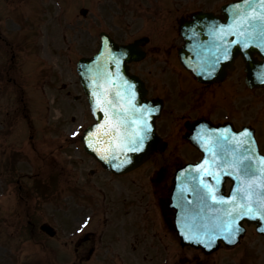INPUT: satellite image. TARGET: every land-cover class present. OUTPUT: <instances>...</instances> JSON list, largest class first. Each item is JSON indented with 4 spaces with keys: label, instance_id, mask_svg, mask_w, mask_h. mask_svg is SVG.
Wrapping results in <instances>:
<instances>
[{
    "label": "rangeland",
    "instance_id": "obj_1",
    "mask_svg": "<svg viewBox=\"0 0 264 264\" xmlns=\"http://www.w3.org/2000/svg\"><path fill=\"white\" fill-rule=\"evenodd\" d=\"M55 1L50 0L51 7L49 8L50 3L46 0H0V242L7 243L8 238L12 237L13 247L9 245L7 249L16 253L28 250V243L24 240L26 231L23 227L27 214H30L39 222L46 220V212L50 209V206L52 207L51 210L55 207V205H52L53 202L56 201L55 210L57 208L59 211H61L60 207L63 203L64 207L68 205L66 201L59 202L56 199L60 197L61 191L65 189L67 192L71 191L74 184L85 186L84 183L80 182V178H84L85 182L93 179L88 176L86 169H84L88 163L75 164L76 161L74 160L79 154L81 156L84 154L81 150V144L72 133L73 130L80 131L82 126L89 121V115L85 102L81 101L82 106L81 103L75 105L67 102L75 93V79H77L73 57L75 59L80 53H88L92 39L89 35H91V32L96 35L101 29L100 25L105 30H112L115 36H118L120 32L116 30L120 27L118 25L120 23L118 18L120 12L118 10H120L119 4L123 0H57V2H60L58 8L57 5L53 4ZM156 1L159 2L158 4L161 5L162 9L155 11V16L161 18V14L165 10L163 18L169 19V21L172 20L176 25L175 28H177L179 17L186 16L189 12L200 8L202 4V0H171L170 5L166 8L163 4L164 0H153L155 3ZM215 1L220 4L229 0ZM158 4H155L154 7ZM206 6V3L202 5V7ZM83 7L88 10L85 16L80 14ZM56 9L57 12L54 15ZM6 15H11L15 22H13V18H11L12 21L4 19ZM59 16V22L62 18L73 20L67 28L69 34L64 37H62V34H65V31L61 32V24L57 22ZM91 20L95 22L91 23ZM160 20H157L156 23ZM151 25L150 21L140 17L124 31V37L128 39L152 29L156 32L159 24L153 25V28H148ZM162 27L161 23L158 32L161 31ZM36 28H38L39 35L38 33L37 36L35 35L34 42L33 32ZM166 39L167 42H165ZM178 41L179 38L174 37V34L166 35L164 42L155 41V48L144 60L143 68L138 66L139 64L137 65V68L141 69L143 74L147 76L151 93L159 97L163 95L166 98L168 97L169 103L173 100H183L182 98L177 99L175 95H182V92H176V90L172 92L171 85L173 86L176 83L177 78H167L170 83L163 78L166 77L165 72L166 74H172L173 72L176 74L179 70L180 66L175 51L176 45L179 44ZM167 49H172V52L167 51ZM69 58L72 69L67 66ZM235 84L236 82H234ZM170 93L171 95H169ZM192 95L196 96L197 92H192ZM223 98L225 99L223 96L218 97L219 119H225L226 116L236 124H252L257 127V130L264 126V108L258 110L263 112L259 116L251 114L250 108H248L250 112L236 110V103L232 106V110L225 111L220 106H225L228 100H223ZM199 101L203 103L202 100ZM48 102L51 104L50 106ZM241 103L243 104H240V106L244 108L248 101L241 100ZM182 104L183 102H175L170 105L172 109H166L163 116L166 120L163 122L164 124L169 122L167 117L173 113V110L176 107L179 108ZM58 111H60L62 117ZM65 112L74 115L72 127H68V130L65 126L69 124V114L67 115ZM169 127L170 146L165 153L153 156L151 161L145 164L142 169L131 174V179L127 185H124L123 181L110 182V180H107V182L113 184H107L105 189L116 187V192L121 193L123 198L125 196L131 197L129 203L138 198L137 204H139V207H144L148 203L146 202L147 197L143 199L148 194L145 185L150 180L152 169L163 168V179L166 181L174 166L173 164L177 163L178 159H186L187 153L183 154L182 152L184 146L181 137L182 126L179 128L173 123ZM64 140L66 143H63ZM74 149L78 150L79 153ZM86 157L88 158V156ZM57 172L60 173L55 180ZM39 179L43 183H37ZM29 186L32 191H30L29 196H25L24 187ZM43 186L47 192L49 191L47 195L41 193ZM124 187L128 190L126 195H124ZM19 195L25 196V198L19 200ZM47 204L50 205L46 207ZM98 204H101V202ZM18 205H22L24 208L21 212L23 216L20 219L14 212ZM114 205V201L109 202L110 207H114ZM70 208L67 207L68 210ZM98 212L100 213L101 210ZM63 215L64 212L61 211L58 214L57 221H63L65 219ZM108 221L111 224L107 229L106 241L108 243L115 245L121 235L120 231L123 233L142 231L134 242L138 245L150 243L149 231L144 224L141 227L140 217L133 216L125 209L120 208L116 214L108 217ZM91 223L93 227L99 225L98 230L102 229V221L94 222L92 220ZM121 225L123 226L121 227ZM35 236H38V234L35 233ZM37 240V238H33L29 245L32 241ZM257 240L249 235L241 245L252 242L256 248L259 247L264 250V243L257 242ZM86 244L88 246L94 244L92 252L94 255L92 259L90 257L89 260L83 261L84 264L100 263L101 260L97 256V247L99 246L96 244L95 234H88ZM125 245L126 247H124ZM127 248L128 244L126 243L122 247L115 248V250H119L121 252L120 257L126 259V255L122 251L125 252ZM135 251L134 254L138 259L141 253L146 254V249ZM236 251L220 250L213 254L212 259L216 264H220L224 252L234 255ZM3 253L6 254L3 249H0V256ZM115 254L113 251V256ZM171 254L174 258L191 255L189 250L182 248L180 251L177 247H171ZM129 255L132 258L133 252H129ZM41 257L43 258V255ZM13 259L16 260L17 264L21 262L16 258H11V260ZM119 259L118 256V260H116V262H119L118 264H120ZM147 260L150 262L146 261L145 264L159 263L158 260ZM69 262L70 260L64 264H70ZM34 264H41V261ZM42 264H45V262ZM49 264H55V261Z\"/></svg>",
    "mask_w": 264,
    "mask_h": 264
},
{
    "label": "snow or ice",
    "instance_id": "obj_2",
    "mask_svg": "<svg viewBox=\"0 0 264 264\" xmlns=\"http://www.w3.org/2000/svg\"><path fill=\"white\" fill-rule=\"evenodd\" d=\"M244 3L247 7L253 6V0H244ZM259 4L264 7V0H259ZM253 24L259 25V31L255 36H249L244 24L238 25L229 34H236L242 37V39L234 41V43L240 44L242 48L249 46V44L244 42L245 40H258L259 42L256 43V46L264 50V13L258 19L253 18L247 21L248 27H251ZM221 31L223 33V30ZM103 43L105 48H107V40ZM218 52L219 55L216 56V63L219 62L221 57L228 59L230 56L229 49L226 46L218 48ZM109 59L119 66L120 57L110 54ZM211 68L215 69V63L211 65ZM261 83H264V80H261ZM124 85V94L121 95L120 92H117L115 100L104 98L103 93L98 91L93 92V96L98 98L99 111L105 117L102 124H97L98 131L91 134L95 135L96 143L101 145V147L93 148V151H96L98 155L101 152L107 153V156H100L106 162H109L110 159H118L121 155L126 158L128 153L143 151L145 141L148 140L150 133L153 131L151 116L156 112V109L146 105H136L135 92L131 91L134 86L129 85L127 81H124ZM99 87L97 85V88ZM96 110L94 107L93 111L95 112ZM229 131V129H224L223 132L225 134L217 136L214 144L225 152L231 149L236 169L245 176H254L256 173L252 166V157L248 155V153L254 151L251 147L252 142L248 139L250 133L244 130L238 134L242 139L237 140L236 136L230 137L227 134ZM261 162L262 167H264V158H261ZM123 163H130V160L125 159ZM114 166L120 167V165ZM198 167L202 168L205 176H215L216 182L219 183L220 176L215 175L210 168L204 169L202 166ZM225 174L229 176L233 175L232 172ZM261 176L262 179L258 189L254 184L237 188L236 191L240 193L239 202L235 198V193L228 201H225L223 197L217 198L216 190L211 189L209 185L205 184L204 186L209 190L204 193L201 198L202 200L207 201L210 198L213 204H220L222 206L230 204L231 207H225L222 216L217 214L215 217L216 222L198 227L191 235H185L182 232L181 235L184 236V239L211 249L218 238L228 243H235V237L243 231L239 225V221L245 218L258 220L264 225V171H262ZM234 179H238V177H234ZM201 183L204 184L203 179H201ZM86 225L87 222H85L84 226L86 227ZM259 231L264 233V226H261ZM201 236L206 237V239L200 238Z\"/></svg>",
    "mask_w": 264,
    "mask_h": 264
},
{
    "label": "water",
    "instance_id": "obj_3",
    "mask_svg": "<svg viewBox=\"0 0 264 264\" xmlns=\"http://www.w3.org/2000/svg\"><path fill=\"white\" fill-rule=\"evenodd\" d=\"M222 11H223L222 14L224 16V19H220L218 17V22L216 20H214L210 14H203V15H199V16L195 17V21L193 22V26H195V27L192 29V35H189L190 38L192 39V40H190V44L195 42L196 45H193L195 48H198L199 50L201 49L202 51H205V49L211 50V46H216V44H214V45L208 44L206 46V43H208L210 41H213V42L216 41V42H218V48H223L226 46L234 54L239 52L240 50H242V51H245L244 55L250 56L254 50L256 51L259 49L261 51H263V53H264V50H262L260 47L256 46V43L259 42L258 40H245L244 42L249 44V46L247 48H242L240 44L234 43V41L242 39V37L239 35H236V34H229L232 32L233 29H235L238 25H241V24H244L245 29H246L247 33L249 34V36H255L258 33L259 25L253 24L251 27H248L247 21L249 19H253V18L258 19L262 15V13H264V7H262L259 4V0H253V6L252 7H247L244 3V0H243L242 6H240L239 9H237V7H232V8H227V9L223 8ZM232 17L234 19L230 20V18H232ZM203 22H204V24H203ZM204 25L207 27L206 29H203L202 26H204ZM221 30H223V33ZM183 34L186 37H188L185 34V32H183ZM134 45L135 44H132L129 46H120L119 48H114V51H109L111 48H113V45H111V43L109 41H107L106 50L98 53L96 56H94L91 59L82 60L83 62H81V66L86 68V72L84 70V73L82 74V76L87 75L88 77L90 76V78H91L92 77L91 74L93 72H95L96 74L106 73V74H104V78H102V79H100L99 77H94V78L92 77L91 84H90V86H88V91H89V93L92 94L96 90L97 85H99L100 87L97 88L98 92L103 93L104 97H106L107 99H112V100H115L117 98L116 97L117 92H120L121 95L124 94V88H125L124 81H127L129 85L134 86V88H132L131 91L135 92V103H136V105H138V106L146 105L150 108L156 109L155 104L154 103L152 104L151 100H148L145 97L146 90H145V88H143L142 82L139 81L137 78L135 79L134 77L128 75V73H127L125 62L130 60V59H139L143 56L142 52H138V50L134 47ZM110 54L116 55L117 57H120L119 66H117L114 62H112L109 59ZM189 57L191 58L192 56H189ZM194 57H197L198 61L205 62V57L203 56V54L201 55V53L199 55L194 56ZM181 60L183 63L187 64L188 66L191 65L189 63V59L187 57V54H181ZM94 65H96V67H98L99 69L96 71H95V69L93 70ZM78 67L80 68V65H78ZM252 67H253V64L248 61L247 62V72H248V77H249L248 81L249 82H251V80H252V77H251ZM206 68L207 67L200 66L199 72L200 71L201 72L206 71L207 70ZM263 69H264V67H263ZM222 71H223V69H222ZM263 72L264 71H261V73H263ZM107 74H108V76H106ZM218 77H220V73L218 74ZM96 111L98 113V118H97L98 123L102 124L104 122L105 117H103V113L99 111V108ZM155 114H156V112L151 116V122H153L152 118L156 116ZM97 131H98V129H97V125H96L95 128L92 130V133L89 132V134L87 136L88 137V144L87 145H88V148L90 150H93V148H96V147H101V145L96 143V140L92 139L95 137V135H91V134H94ZM224 134L225 133H223L222 135H224ZM227 134L230 137L236 136L237 140L242 139V137L238 135L239 133L234 134L233 132L229 131V133H227ZM248 139L252 142L251 147H252V149H254V151L248 153V155H250L252 157V165L254 163H256L258 165V166H253V169L255 170V173H256L254 176H245L242 172H240L238 169H236V167L233 163V154L231 152V149H228V151L225 152L224 150H222L221 148L218 147V156H217V151L214 148L205 151L206 152L205 158H204V160H202V162H204V161H206V162L207 161H218V163L221 164L217 168L218 175L220 176V181L218 183V196H217V198L223 197L225 201H228L230 198H232L234 196V193H235V198H236L237 202H239L240 193L236 191L238 187H240V188L246 187L248 184H254V185L259 187V185L261 183V179H262L261 173H262V171H264V167H262V162H261L262 157L257 155L258 153H257L256 145L253 143L251 136H249ZM157 147H159V144H158L156 136L153 133L152 137H151V135H149L148 140L145 141V146H144L143 151L135 152V153H128L126 158L123 155H121L118 159H114V160L110 159V161L107 163L110 164L111 167H114L115 169H122L124 171V170H127L129 168L135 167L136 165L141 163ZM103 154L105 156L108 155L107 153H104V152H103ZM125 159L130 160V163H123V161ZM114 165H120V167L117 168ZM198 166H202L204 169L210 168V167H207L203 164L197 165L195 167V170L197 171V173L195 175L196 177L195 176L194 177H187L186 174H183L184 177L180 176L182 178L179 179V184L182 185L186 179L189 184L195 185L197 183L199 187L203 188L204 185L206 184L205 178H203L205 175L203 173L202 168H200ZM210 169H212V167ZM183 170H185V169H183ZM184 172H187V171H184ZM228 172H232L233 175L232 176L226 175L225 173H228ZM225 177H229L233 180L232 189L230 190V192L227 196H223L221 194V192L223 191L222 182L225 179ZM234 177H238V179H234ZM201 179H203L204 184L201 183ZM206 189L207 188L205 187V189L203 190V193H205ZM192 193H196V190H190L187 193H185V191H182V193L180 195L179 194L176 195V202L180 201V203H181L180 206L183 207L184 201L186 202V200L190 198ZM225 207L230 208L231 205L229 204V205L222 206V205L218 204V214H220L222 216L223 215V209ZM243 220H246L248 223L251 221L257 223L258 230L261 226H264L258 220H249L247 218H245ZM243 220H241V221H243ZM241 221H239V225H241ZM201 238L206 239V237H203V236H201ZM218 239H221V238H218Z\"/></svg>",
    "mask_w": 264,
    "mask_h": 264
},
{
    "label": "flooded vegetation",
    "instance_id": "obj_4",
    "mask_svg": "<svg viewBox=\"0 0 264 264\" xmlns=\"http://www.w3.org/2000/svg\"><path fill=\"white\" fill-rule=\"evenodd\" d=\"M184 18V17H183ZM169 27L172 29V28H174V23L173 22H171L170 23V25H169ZM169 34V33H168ZM168 40L166 39V41L165 42H167ZM162 42H164V41H162ZM167 51H169V52H172V49H167ZM202 86H206V85H203L202 84ZM216 86H218V85H216ZM218 103V100H212V101H210V105H209V107L207 108V110L208 111H211V108H212V106L213 105H216ZM201 111H203L202 110V107H201V109H200ZM168 187H169V185L167 184L166 186H165V190H168ZM167 222V224L169 223V221H166ZM171 226V225H170ZM182 261H185V264H210L205 258H203L201 261H199V260H197V259H183ZM188 261H190V262H188Z\"/></svg>",
    "mask_w": 264,
    "mask_h": 264
}]
</instances>
